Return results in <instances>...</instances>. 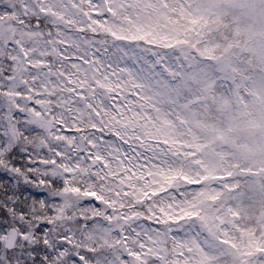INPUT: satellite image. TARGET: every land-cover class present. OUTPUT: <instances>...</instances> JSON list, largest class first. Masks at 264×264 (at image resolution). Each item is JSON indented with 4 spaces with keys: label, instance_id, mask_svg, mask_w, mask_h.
<instances>
[{
    "label": "snow or ice",
    "instance_id": "1",
    "mask_svg": "<svg viewBox=\"0 0 264 264\" xmlns=\"http://www.w3.org/2000/svg\"><path fill=\"white\" fill-rule=\"evenodd\" d=\"M131 8L0 0V264H155L182 227L163 213L185 189L157 179L140 131L180 58Z\"/></svg>",
    "mask_w": 264,
    "mask_h": 264
},
{
    "label": "rangeland",
    "instance_id": "2",
    "mask_svg": "<svg viewBox=\"0 0 264 264\" xmlns=\"http://www.w3.org/2000/svg\"><path fill=\"white\" fill-rule=\"evenodd\" d=\"M129 3L133 5L130 9L133 20L146 21L153 33L148 38L161 45L176 40L188 30L187 24H199L197 30L205 25L207 36L220 24L223 33L203 49L206 53L217 51L212 56L213 68L203 66L189 74L190 94L195 98L200 96L204 102L207 101L205 92L212 89L215 78L231 84L229 95L217 101V125L202 126L197 120L185 125L180 113H177L179 122L170 120L166 106L170 99L167 92L171 89L166 84L167 79L161 78L152 92L151 107L147 109L148 115L140 130L153 149L154 158L149 165L159 173L157 179L162 184L174 179V171L168 167L175 162L173 153L179 143L174 129H178L180 136L189 138L183 143L186 151L182 152V159L190 160L195 166V174L188 178L198 185L188 195L186 192L184 199L173 202L175 208L166 207L164 218L190 215L194 212L193 199L214 198L248 178V173L254 175L255 172L260 175L253 176L244 191V196L256 202L252 207L255 210L250 216L246 215L245 220L251 223L256 211L264 225V0H169L164 3L129 0ZM220 41L222 43L218 44ZM167 74L172 75L171 70ZM154 106L156 117L152 114ZM164 142L172 143V148L164 150L155 144ZM216 142L222 145L219 148L211 146ZM202 150L201 156L194 161L188 158L191 153ZM206 218L208 224L176 238L171 249L159 235L153 245L155 264H214L217 261L243 264L245 254L253 253L257 246L253 234L246 233L244 228L229 232L219 227L220 220H209L207 214ZM262 230L264 232V227ZM261 239L264 240V234Z\"/></svg>",
    "mask_w": 264,
    "mask_h": 264
},
{
    "label": "trees",
    "instance_id": "3",
    "mask_svg": "<svg viewBox=\"0 0 264 264\" xmlns=\"http://www.w3.org/2000/svg\"><path fill=\"white\" fill-rule=\"evenodd\" d=\"M159 2L164 3L165 1L169 0H157ZM188 25V26H187ZM188 30L183 32L176 40L172 41V45L175 48V53L172 55H178L180 60L177 62L174 67L171 69L172 75L167 74V82L166 84L170 87L171 90L167 92V95L170 99L167 100L166 109L169 110L170 120H177L180 121L179 116L177 113H180L182 116L181 122L186 124H190L191 121L197 120L202 126L206 125H217V119L215 118L216 112L218 110L217 101L219 97L228 96L230 90V85H227L226 81L217 77L213 81L212 89L209 88V92H205L207 101H203L200 96L193 97L190 92V84L191 79L189 74L191 71H195L201 67H211L213 63V57L217 54L216 50L203 52V49L206 44H211L210 42L217 41L215 38L217 35H222L220 24L214 27V31L210 33L212 34L213 38H210V35L206 32L205 25H200L199 29L197 30V26L193 24H187ZM185 26V27H186ZM210 32V31H209ZM187 43H181V42ZM222 42H218L221 44ZM170 73V70H169ZM204 86V84H203ZM208 87V86H207ZM175 100L173 101L172 100ZM152 114L156 117V108L155 106L152 109ZM205 122V123H204ZM187 127V126H186ZM174 132L178 133L177 143L179 145L175 148L173 153V159L175 160L174 163L169 165V169L174 171L173 180L176 184L181 187H184L185 191L179 194V197L174 202H178L180 199H184V196L187 195L191 190H195L192 188H196L198 185L189 180L188 177H192L195 174L196 168L195 166L191 165L190 160L182 159V152L184 150L183 143L189 141L188 136H180V132L178 129H174ZM156 145L162 147V149L167 150L172 148V143L164 142L163 144L159 145V143H155ZM220 142H216L211 146L216 148L220 147ZM204 148V147H203ZM203 152L200 151L199 153H191L188 158L194 161L197 157L201 156L200 154ZM190 171V172H189ZM235 175L237 173L234 172ZM249 177L244 178L243 180L239 181L238 184L231 188H226L220 193L218 196L210 199H193L194 208L190 215H186L184 217L179 218H172L170 217V221H175L182 227H177L176 224L172 225L171 234L164 235L161 234L164 239L167 241L169 249H171V245L176 243V238L182 235H188L191 229L201 226L202 224H208L206 214L209 217V220L219 221V227L221 229H225L229 232H234L237 228L238 229H245L246 233L253 234V242L256 241L257 246H255L254 251L257 248L264 247V240L261 239L262 234H264L262 228L264 227L261 218H259V213H254L251 223H247L245 220L246 215H251L253 209V202L252 198L244 196L245 189H248V184L251 183V179L253 176L260 175V173H248ZM170 181V182H172ZM166 181L165 184L170 183ZM247 193V192H246ZM256 202H254L255 204ZM173 208H175L172 205ZM211 210V211H210ZM230 214H233L230 215ZM165 219V218H164ZM166 221L169 220L165 219ZM204 221V222H203ZM203 222V223H202ZM167 231V230H166ZM192 232V231H191ZM240 236V233L238 232ZM261 242V243H259ZM253 251V252H254ZM250 258V254H245L244 260L242 261L243 264H248V260ZM218 259V257H216ZM214 262V261H211ZM214 264H228V261H217Z\"/></svg>",
    "mask_w": 264,
    "mask_h": 264
}]
</instances>
